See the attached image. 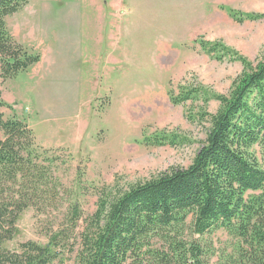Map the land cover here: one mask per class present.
I'll use <instances>...</instances> for the list:
<instances>
[{
    "label": "rangeland",
    "instance_id": "1",
    "mask_svg": "<svg viewBox=\"0 0 264 264\" xmlns=\"http://www.w3.org/2000/svg\"><path fill=\"white\" fill-rule=\"evenodd\" d=\"M8 25L41 60L1 83L6 105L0 111L33 130L70 196L59 212L25 210L18 234L5 246L46 244L78 203L75 250L66 252L63 264L75 263L78 238L102 193L192 163L208 129L201 111L215 113L213 95L227 96L243 70L240 61L219 59L210 46L221 44L254 65L264 56V0H29ZM112 49V59L103 57ZM181 87L202 89L208 98L202 92L176 104L170 91L179 94ZM156 134L180 140L144 144ZM253 149L264 163V144ZM207 238L216 248L228 246L223 231Z\"/></svg>",
    "mask_w": 264,
    "mask_h": 264
},
{
    "label": "trees",
    "instance_id": "2",
    "mask_svg": "<svg viewBox=\"0 0 264 264\" xmlns=\"http://www.w3.org/2000/svg\"><path fill=\"white\" fill-rule=\"evenodd\" d=\"M28 3L0 0V108L6 105L1 83L41 60L8 25ZM209 50L219 59L240 61L243 70L227 96L213 95L219 102L215 113L201 111L208 129L192 163L102 193L78 238L74 264H211L214 256L217 264H264V163L253 149L264 144V56L254 65L221 44ZM202 92L181 87L179 94L170 91V98L177 104ZM179 140L156 134L143 142L176 145ZM49 152L25 121L0 111V264H63L66 252L75 250L71 238L82 217L78 203L51 229L46 244L29 240L15 249L5 246L18 234L25 210L60 211L70 196ZM213 231L226 233L227 247L208 242Z\"/></svg>",
    "mask_w": 264,
    "mask_h": 264
},
{
    "label": "crops",
    "instance_id": "3",
    "mask_svg": "<svg viewBox=\"0 0 264 264\" xmlns=\"http://www.w3.org/2000/svg\"><path fill=\"white\" fill-rule=\"evenodd\" d=\"M113 41H110V46H113ZM100 55H101V57H102V55H103V52H101V53H99ZM114 50L112 49L109 53H105L104 55H103V57H107V58H109V59H112L113 57H114Z\"/></svg>",
    "mask_w": 264,
    "mask_h": 264
}]
</instances>
